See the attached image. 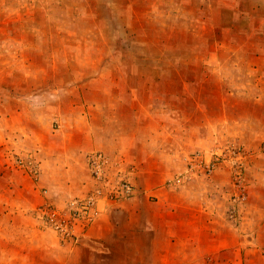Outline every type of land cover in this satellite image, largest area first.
Returning <instances> with one entry per match:
<instances>
[{
    "label": "rangeland",
    "instance_id": "374dc122",
    "mask_svg": "<svg viewBox=\"0 0 264 264\" xmlns=\"http://www.w3.org/2000/svg\"><path fill=\"white\" fill-rule=\"evenodd\" d=\"M259 180L264 0H0L6 238L76 243L112 206L159 199L240 220L250 203L226 196Z\"/></svg>",
    "mask_w": 264,
    "mask_h": 264
},
{
    "label": "crops",
    "instance_id": "0c3cea01",
    "mask_svg": "<svg viewBox=\"0 0 264 264\" xmlns=\"http://www.w3.org/2000/svg\"><path fill=\"white\" fill-rule=\"evenodd\" d=\"M255 183L240 200L226 196L232 205L250 203L240 220L231 212L224 219L222 208L206 201L196 213L173 200L139 201L112 206L76 243L45 229L28 228L20 240L0 232V264H264V181Z\"/></svg>",
    "mask_w": 264,
    "mask_h": 264
},
{
    "label": "built area",
    "instance_id": "2783aa9c",
    "mask_svg": "<svg viewBox=\"0 0 264 264\" xmlns=\"http://www.w3.org/2000/svg\"><path fill=\"white\" fill-rule=\"evenodd\" d=\"M99 159L103 160V156L100 155ZM105 159V158H104ZM117 193V197H121V198H130L133 196L134 194V190H133V186L129 183V182H121L118 186L117 191H115ZM73 206H77L78 209H75V211H77L75 214H80V216L83 215V221L84 219H89V221H91L92 217V213H91V207L94 206L93 200L91 198L85 200V202L79 201V202H75L74 204H72ZM81 209V210H80ZM83 211L84 214H81V212Z\"/></svg>",
    "mask_w": 264,
    "mask_h": 264
}]
</instances>
